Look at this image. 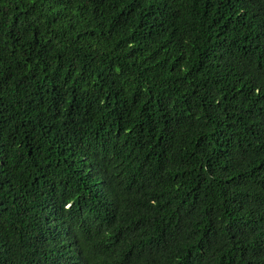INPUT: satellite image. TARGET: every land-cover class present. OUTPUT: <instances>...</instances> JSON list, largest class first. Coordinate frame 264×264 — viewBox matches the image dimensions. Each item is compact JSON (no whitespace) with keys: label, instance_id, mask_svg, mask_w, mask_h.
<instances>
[{"label":"trees","instance_id":"obj_1","mask_svg":"<svg viewBox=\"0 0 264 264\" xmlns=\"http://www.w3.org/2000/svg\"><path fill=\"white\" fill-rule=\"evenodd\" d=\"M0 264H264V0H0Z\"/></svg>","mask_w":264,"mask_h":264}]
</instances>
